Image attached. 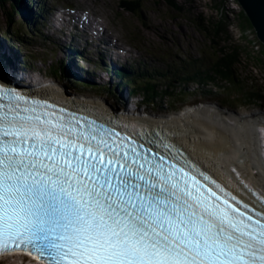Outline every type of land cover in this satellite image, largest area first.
<instances>
[{
	"label": "rangeland",
	"instance_id": "obj_1",
	"mask_svg": "<svg viewBox=\"0 0 264 264\" xmlns=\"http://www.w3.org/2000/svg\"><path fill=\"white\" fill-rule=\"evenodd\" d=\"M121 1L31 0L30 3L28 0H20V7L24 14L35 13L34 16H39L40 12L46 11V14L43 15L44 18H49L46 26L41 25L42 19H39V25L34 26L40 28V32H38L44 36L42 40H35V37L32 36L34 33L29 31L31 28H26L17 15L14 18L16 23L9 26L6 16L0 11V34H4L3 30L7 29L8 32L16 33L17 37H20L19 32H21L20 35L23 38V45H17L16 37L7 38L0 35V46L2 45V48L6 50L3 53L0 52V71L22 84L34 85L39 81V84L50 85L54 83L61 87L52 77V74L54 71H59L66 65L68 66V60L65 53L58 50L56 42L60 39L66 42L71 39L70 35H67L56 40L51 16L53 10L63 9L65 11L70 6L76 11H83L92 20L101 22L106 31L101 39L111 40L117 44L116 46L124 50L122 53H120L122 50L119 51L120 54L118 53L119 65L112 62L114 67L121 69V67L133 66L132 74L150 68V71L152 70L157 76L156 78L154 75L157 79L154 82L159 87L165 91L166 86H169L170 92L168 93L173 95L167 97L166 101L172 102L173 107L166 108L164 113L145 108L140 104L141 98L136 92L129 95V98L124 93L122 95L123 102H119V104L123 105V109L132 115L134 113L135 115L139 114V117L148 115L162 118L177 115L187 110L191 111V109L204 105H216L236 115H245L253 111L264 113V45L257 39L254 29L236 0H172L181 9L179 11H175L164 0H139L141 8L133 13L123 10ZM7 9L10 12L12 10L9 5L5 10ZM210 21L222 23L223 28H226L225 34L211 39L208 34L204 33L200 24L207 26ZM67 33L73 35V31ZM25 39L27 40L25 41ZM93 41L98 42L97 39H93ZM81 44L83 45V42ZM70 48L73 49L74 46ZM232 48H235L237 53V56H234L236 64L231 70V74L236 80L229 83L227 79L220 78L219 74H216L215 68L224 63L220 55L224 52L230 54L233 51ZM86 49L89 55L83 52L82 57L95 60V50L90 49L88 45ZM27 54L30 55V59L28 57L24 59ZM4 57L11 59L14 66L8 65L3 59ZM100 59H105V56L100 57ZM21 62L28 63L31 70H22ZM71 65L75 72L76 66L80 67L82 72H90V74L94 72V77L86 76V80L92 85L108 89L109 87H116L120 83L111 78L110 74H104L102 70H95L88 61L76 58L71 61ZM139 65L141 66L139 67ZM181 68L186 74L184 79H187L186 76L188 75L193 77L200 73L206 81L214 79L215 85L220 87V90L228 96L236 97L240 88H243V90H250L260 100L259 102L247 103L241 98L231 99L226 96H218L219 90L215 87L206 86L204 90H201L200 87L192 84L191 80L177 84L174 79H161L170 69L177 71ZM76 76L74 73L73 78ZM130 79H133L132 76L125 81ZM140 79L139 77L138 83ZM70 84L72 83L70 82ZM137 85L142 89H144L143 87H150ZM63 89L69 96L81 99L107 97L105 92L92 94L81 90L75 92L74 90ZM118 90L121 93V87H118ZM180 93L183 94L180 95ZM129 109L132 112L128 111ZM0 264L32 263L21 258H13L1 261Z\"/></svg>",
	"mask_w": 264,
	"mask_h": 264
},
{
	"label": "bare ground",
	"instance_id": "obj_2",
	"mask_svg": "<svg viewBox=\"0 0 264 264\" xmlns=\"http://www.w3.org/2000/svg\"><path fill=\"white\" fill-rule=\"evenodd\" d=\"M39 14H37L39 16H34L35 13H25L24 15L22 14L23 16L20 15L19 17L21 22L26 23V25L29 24L26 28H31L29 31L34 33L32 36L35 37V40L44 39V36L39 33L40 28L34 27L40 24L39 19H42L41 25L44 24L46 26V23L48 22V18H44L43 16L46 14V11L40 12ZM88 21L89 25L94 22V20L90 18ZM67 23L74 24L69 21H67ZM99 24L102 25V23ZM83 30L86 35L91 33L86 27H84ZM20 34L21 32H19L20 37L16 36V44L18 42L17 45H23V38H21ZM54 34L56 40L60 39L61 36L66 37L67 35H70V41L66 42L60 39V41L56 42L58 50L62 51V53H64L65 49L74 46V48L77 50V53L81 56L83 55V52H85L86 55H89V52H86V47L88 45V47H90L92 50H95L96 53L95 60L87 59L88 63L91 65L96 62H100L102 64L100 57L105 56V59H103L104 62H106L107 58H109L110 61L108 60L109 62L107 61L105 65L109 69L114 68L115 73L110 74L111 78L112 76H115V74H121L123 79H126V77L130 78L129 73L130 76L136 80H139V77L155 78L156 76L152 70L150 71V68L142 71L140 75L136 77L134 74H132L131 69H133V66L121 67V69L114 67L112 62L116 65H119L117 59L119 53L118 51L120 50L117 49V44H114L115 42H111V40L104 41L99 39V35L94 37L99 40V44L92 40L90 45H82L77 41V39H75L76 34L74 33L72 35L70 33L55 31ZM93 35L94 34H91V36ZM26 40L27 39H25V41ZM8 48L10 47L8 46ZM109 48L114 50L111 52L114 53L115 58L113 57L112 53L110 52L111 49ZM4 51L6 50L3 49L1 45L0 52L2 53ZM122 52L123 51L120 53ZM25 56L27 57L30 55L27 54ZM12 65L14 66L13 63ZM69 66L71 68L70 64ZM140 66L141 65H139V67ZM178 71L180 72L181 70L176 71L174 69H170L166 75L162 76V78L166 77L168 79H172L173 76H176V74L179 73ZM109 73H112V70ZM13 81L16 80L13 79ZM33 88L36 94L50 98L56 99V97H64L66 95L65 90L56 84H37ZM66 98V101L69 104L79 103L81 105L83 104L84 107L90 106L91 108L98 107L100 109L103 107H110L109 102L103 99H80L75 96ZM120 98H122L121 95ZM52 100L55 101L54 99ZM128 111L131 110L129 109ZM131 116L137 117L139 114L135 115L133 113ZM140 118H143L144 121H148L156 125H163L175 137L176 141L184 149H186L194 159L206 166V168L213 173L218 175L221 174L222 178H228L231 176V174H233V169L235 167H239L248 179H250L257 186L264 187V169L261 161L263 150L260 138V131L264 126L263 112L253 111L248 112L245 115H236L221 109L216 105H204L191 109V111L187 110L177 115H170L162 118L146 115Z\"/></svg>",
	"mask_w": 264,
	"mask_h": 264
},
{
	"label": "trees",
	"instance_id": "obj_3",
	"mask_svg": "<svg viewBox=\"0 0 264 264\" xmlns=\"http://www.w3.org/2000/svg\"><path fill=\"white\" fill-rule=\"evenodd\" d=\"M167 2L168 5H170L172 8H174L175 11H179L181 10L180 8H178L177 4L172 1V0H164ZM28 2L31 3V0H28ZM7 5H9V8H12L11 12L9 9L5 10ZM32 5V4H29ZM18 7V8H16ZM121 8L123 10H125L126 12L129 13H133L135 12L137 9L141 8V3L139 2V0H122L121 1ZM15 9V10H14ZM0 11L3 15L6 16L7 19V24L10 26L12 24H15V20L14 18L16 17V15L18 17H20V15L22 16V8L20 7V0H0ZM40 12V9L39 11ZM7 14V15H6ZM209 25L205 26L203 24H200V26H202L203 28V32L208 34V36L212 39L214 37H218L219 35L225 34V29L223 28L224 25L222 23H218L217 21H210L208 23ZM32 26V25H31ZM19 30V29H18ZM4 34H1V36H5L7 38H15L16 37V33H11L8 32V30H3ZM18 33V32H17ZM15 35V36H14ZM233 49V54L232 52L229 53H222V55H220V57L223 60V64H221L218 68H215V72L216 74H219L220 78H225L228 80V82L230 83V81H234L236 80L232 74H231V70L233 69V66H235L236 64V60H234V56H237V53L235 51V48ZM29 58V56H27ZM25 58V57H24ZM8 65H10V63L12 62L10 59H7L6 57L3 58ZM26 59V58H25ZM30 59V58H29ZM24 66H28V64L25 62ZM181 71L176 74V76H173L172 79L175 80V82L181 83V82H188L187 80H191L192 84H195L197 87H200L201 90H204V87H215L217 88L219 91L217 93L218 96H226L228 98L234 99V98H241L243 99V101L250 103V102H259V98H257L255 96V94H252V92L250 90H243V88H240V90L237 92L236 97L228 96L226 93H224L223 91L220 90V87H218L217 85H215L214 79H211L209 81H206L204 76L202 74H198L197 76H193L192 75H188L186 76L187 79H184L185 77V71H183V68L180 69ZM3 73V72H2ZM2 76L5 77L4 74H2ZM52 77L55 78V80L58 82V84L63 87L66 88V90L68 91H75V92H79L84 91L87 93H99V92H105L107 95V97L101 98L103 100H106L109 102L110 107L113 109H121L123 105H120L119 102H123L122 98H120V93L118 90V87L116 85V87H109L107 88H102L100 86H96V85H92V84H88V83H84L82 80L79 79L78 76H76V78L74 77V72L69 69V67H67V69H61V70H56L54 71V74H52ZM6 78V77H5ZM140 83H138V80L136 79H131L130 80H126L124 82L125 85H127L129 87L128 91L129 94L130 93H134L136 92L137 95L140 96L141 101L140 104L143 105L145 108L150 109V110H157V111H162L164 113V111H166V108H172L173 107V103L172 102H167L166 98L169 96H172V93H168L170 92L169 86H166L165 91L159 87L157 85L156 82H154L155 78H143L140 77ZM196 78V79H193ZM162 80H172V79H168V78H161ZM70 82L72 84H70ZM140 84L142 86H150V87H143L139 88L137 87ZM167 92V93H166ZM205 92V91H204ZM203 92V93H204ZM172 94V95H171ZM183 93H180V95ZM114 95V96H113ZM118 101H116V100ZM221 99V98H220ZM224 100V99H223ZM226 103H228L227 101H225ZM125 103V102H124ZM165 105L166 107L164 108Z\"/></svg>",
	"mask_w": 264,
	"mask_h": 264
},
{
	"label": "water",
	"instance_id": "obj_4",
	"mask_svg": "<svg viewBox=\"0 0 264 264\" xmlns=\"http://www.w3.org/2000/svg\"><path fill=\"white\" fill-rule=\"evenodd\" d=\"M255 31L257 39L264 45V0H236ZM0 83L7 82L0 73ZM147 125V123H144ZM153 125L149 123L148 126Z\"/></svg>",
	"mask_w": 264,
	"mask_h": 264
}]
</instances>
